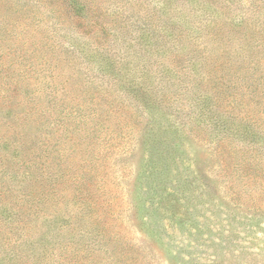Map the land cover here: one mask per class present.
I'll return each mask as SVG.
<instances>
[{
	"label": "rangeland",
	"instance_id": "374dc122",
	"mask_svg": "<svg viewBox=\"0 0 264 264\" xmlns=\"http://www.w3.org/2000/svg\"><path fill=\"white\" fill-rule=\"evenodd\" d=\"M195 49L242 95L223 156ZM0 264H264V0H0Z\"/></svg>",
	"mask_w": 264,
	"mask_h": 264
},
{
	"label": "trees",
	"instance_id": "16d2710c",
	"mask_svg": "<svg viewBox=\"0 0 264 264\" xmlns=\"http://www.w3.org/2000/svg\"><path fill=\"white\" fill-rule=\"evenodd\" d=\"M182 8V7H180ZM122 9V7H121ZM185 30H183V29ZM217 28V22L212 16H205L200 18L193 23H189L187 20L179 19L178 17V46L181 45L185 40L194 41L198 38V35L205 31V33L213 32L211 36L217 37L218 34L215 33ZM163 35L167 31L163 30ZM175 37H172L174 39ZM200 53V51H199ZM201 56H197V49L191 53L187 58L183 59V65L178 66V73L183 72V70L189 68V72L185 73L183 77L193 76L194 82L198 80L205 81L204 83L209 86H214V81H216V90L213 93L209 92H196L195 93V104L201 103L199 110L196 115H193V121H189V130L196 131V133L206 130V132L215 134L213 138V143L215 144L216 153L223 156L224 152L230 151L228 139H235L238 133L242 132L241 120L244 117L239 116V114H234L232 109L236 108L238 103L242 101V95L238 93L233 94L228 89L233 86V81L228 73L225 71L227 69V63L229 58L227 57V51H222L218 57H213L212 55H204L200 53ZM182 64V63H181ZM184 80V79H182ZM185 81V80H184ZM191 81L187 84L184 83L186 88H189ZM183 82L178 83V88L181 87ZM226 86V91L223 88ZM215 88V86H214ZM179 94V93H178ZM194 112V111H193ZM237 118L239 126L234 127V120ZM184 126V125H183ZM222 167L225 171L234 164L232 160H226V157L219 159ZM227 175V173H226Z\"/></svg>",
	"mask_w": 264,
	"mask_h": 264
}]
</instances>
